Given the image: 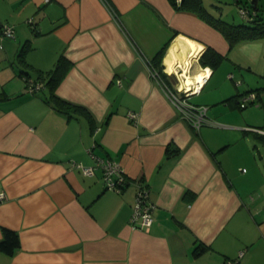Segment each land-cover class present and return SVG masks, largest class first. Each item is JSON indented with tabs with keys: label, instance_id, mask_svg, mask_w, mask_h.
Listing matches in <instances>:
<instances>
[{
	"label": "crops",
	"instance_id": "obj_1",
	"mask_svg": "<svg viewBox=\"0 0 264 264\" xmlns=\"http://www.w3.org/2000/svg\"><path fill=\"white\" fill-rule=\"evenodd\" d=\"M108 2L116 17L101 0H0V27L14 29L0 36V239L6 227L20 241L0 264H264V121L255 117L264 112V37L230 47L168 0ZM177 41L198 50L192 77L208 69L188 100L207 108L211 124L198 130L162 84L173 88L175 74L187 87L177 61L167 69ZM207 48L222 55L219 70L199 63ZM60 57L69 65L47 83ZM231 72L245 90L227 80ZM39 73L44 87L28 92L25 77ZM249 90L257 106L241 111ZM96 156L124 170L121 193L104 189L99 168L86 176L70 166ZM138 182L155 205L147 231L128 222ZM200 243L207 248L195 254Z\"/></svg>",
	"mask_w": 264,
	"mask_h": 264
},
{
	"label": "built area",
	"instance_id": "obj_2",
	"mask_svg": "<svg viewBox=\"0 0 264 264\" xmlns=\"http://www.w3.org/2000/svg\"><path fill=\"white\" fill-rule=\"evenodd\" d=\"M106 8L111 14L115 17L110 3L108 0H101ZM240 2H245V5H240L238 7V13L243 19H252L254 18L258 11L255 8L248 7L250 0H237ZM32 21L30 20V23ZM0 36L1 37H13L14 29L9 24H2L0 27ZM153 76H157L155 72L152 73ZM119 82V81H118ZM181 81L178 80V83L172 88L168 86L165 82H162L164 91L168 99L177 107L182 113L183 117L189 122V124L194 129H199L203 125L211 124L205 106H195L188 102V98L191 94L196 93L195 89L187 90L185 87H181ZM44 87V82L42 80H31L25 79V89L30 92H38ZM258 95L254 91H250L242 94L239 97V105L245 107L247 105L253 104L256 102ZM137 113L129 111L127 113L128 118L131 122L135 123L137 119ZM96 161L94 165H84L79 161L70 160V166L77 168L81 171L82 174L86 176H91L95 173L97 168L101 171L102 181L106 185L107 190H112L119 192L121 186L126 181L124 170L121 168L118 162L110 158L104 157H95ZM119 179V180H118ZM4 198V193L0 192V200ZM154 208L155 205L151 201L149 188L138 182L136 184V191L134 196V202L132 205V210L129 216V225L131 229L144 230L147 231L154 221ZM242 253H239V256ZM227 264H238L237 260L229 259L226 261Z\"/></svg>",
	"mask_w": 264,
	"mask_h": 264
},
{
	"label": "trees",
	"instance_id": "obj_3",
	"mask_svg": "<svg viewBox=\"0 0 264 264\" xmlns=\"http://www.w3.org/2000/svg\"><path fill=\"white\" fill-rule=\"evenodd\" d=\"M168 1L171 4V6L175 8L176 10L193 13L197 17H199L201 20H203L204 22H206L207 24L215 28L217 31H219L224 36V38L229 43L230 47H232L233 45H235L236 43L240 41L264 37V21H262L264 20V18H262L261 16L262 8L260 7V4L257 0H250V3L248 4V7L257 9L258 11L257 15L252 19H244L246 22H239V23H234V22H230V21L223 19L221 17V9H220L221 6L217 5L216 3H210L206 5L204 0H168ZM233 2L237 6V10L240 5L241 6L245 5V2L243 1L239 3V1L233 0ZM111 8L114 14L117 16L115 9L112 7V5H111ZM240 18L243 19L241 16ZM167 46H168V43H165V45L157 52V54L155 55V60H153V65H156L159 67L161 58ZM28 47H29L28 43L23 44L19 52L20 58L23 57V54ZM198 60L202 66L216 67L221 62L222 55L214 51L211 48H207L205 51L201 53ZM68 65H69V62H67V60L60 57L56 61L54 68L46 71V74L49 77L47 83H49L50 81H57V77L54 76V74L60 72L62 68L68 67ZM25 79H29V78L25 77ZM36 80H42L45 85V75L39 73L38 77L34 79V81ZM250 91L256 92L255 90H250ZM250 91H247V92H250ZM33 93H36V92H33ZM238 104H239V101H238ZM241 108H244V107H241ZM96 157H100V156H96ZM104 158H109V157H104ZM124 175H125L126 181L123 183V186H121V189L119 192L115 191L116 193H121L123 189L125 188V186L129 184L130 182L126 173H124ZM101 181H102V176H101ZM102 184H103L104 189H106V185L103 183V181H102ZM135 191H136V187H135ZM134 196H135V193H134ZM1 233H2V237L0 239V252L5 253L7 255H12L20 246L18 233L15 230L6 228V227H2ZM206 248L207 247L204 244L200 243L195 247L194 253L199 254L203 252ZM233 260H237L238 262V258L233 259Z\"/></svg>",
	"mask_w": 264,
	"mask_h": 264
},
{
	"label": "bare ground",
	"instance_id": "obj_4",
	"mask_svg": "<svg viewBox=\"0 0 264 264\" xmlns=\"http://www.w3.org/2000/svg\"><path fill=\"white\" fill-rule=\"evenodd\" d=\"M197 53L198 50H196L191 43L187 42L186 46L182 48V42L177 41L170 48L166 59L167 69L169 71H173V61H177L176 63L181 67L179 75L184 77L183 83L187 86L185 87L187 90H198L204 80L205 73H208V69H206L197 72L194 77L189 74L191 58L196 56Z\"/></svg>",
	"mask_w": 264,
	"mask_h": 264
},
{
	"label": "rangeland",
	"instance_id": "obj_5",
	"mask_svg": "<svg viewBox=\"0 0 264 264\" xmlns=\"http://www.w3.org/2000/svg\"><path fill=\"white\" fill-rule=\"evenodd\" d=\"M216 4L221 6V8H220L221 11H222L221 16L223 15L222 16L223 19L225 18L227 21L234 22V23H239V22H242V21L246 22L244 19L240 18L239 14H238L237 6L234 4L233 0L232 1L231 0H225V1L223 0L222 3H216ZM259 4H260V7L262 8V10H264V0H259ZM221 62H223V61H221ZM221 62H220V64H221ZM220 64L217 67L218 70L220 68ZM171 75H173L175 77L176 82L178 83L176 75L175 74H171ZM226 76H227V80L231 83V85L233 87H240V89L242 90V89L246 88V85H248L247 81L240 77V74L235 75L234 73L231 72V73H228ZM256 79L255 80H250L251 85L253 86L251 88H255L256 87L255 86ZM197 99L198 98H196V97H189L188 98V100H190L192 102H194ZM257 100H258V98H257ZM256 106H257V102L253 103V105H247V107L243 108L241 111H245L247 109H252V108H255ZM255 117L256 118L259 117L260 122L264 121V112H262V114H258V116H255ZM260 124H262V123H260Z\"/></svg>",
	"mask_w": 264,
	"mask_h": 264
}]
</instances>
